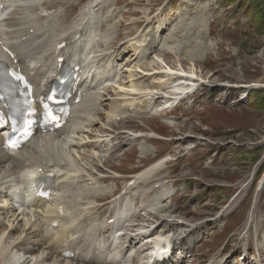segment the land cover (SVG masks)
Listing matches in <instances>:
<instances>
[{"label":"rangeland","instance_id":"rangeland-1","mask_svg":"<svg viewBox=\"0 0 264 264\" xmlns=\"http://www.w3.org/2000/svg\"><path fill=\"white\" fill-rule=\"evenodd\" d=\"M116 1L110 0L109 6L112 8ZM262 9L264 0H126L111 12V15L115 14L111 28L118 21L120 26L114 31L104 29L106 40L117 34L123 37L138 31L140 24L135 22L141 21L144 31L140 36L147 43L154 41L155 50H160L157 55L145 58L143 53L134 54L124 45H118L120 56L114 57L112 62V72L120 74L118 83L127 85L125 77L130 66L135 67L132 72H138L134 79L140 81L133 83L140 86L144 81V88L153 82V78L161 77L155 71L180 67L194 72L197 79L206 83L198 85L192 101L181 103L166 116L151 117L149 120L131 116L132 122L126 125L120 122L131 134L139 128L172 140V148L168 142L152 143L157 151L161 146L171 151L170 168L161 174V177L167 175V178L160 190L165 196L172 197L162 205L171 206L177 219L203 224L193 237L202 238L197 249L201 254L217 252L228 235L236 237V233L244 227L256 184L264 173V26L254 24L251 20L253 12L249 13L250 10ZM125 11H130L125 13L129 15L121 16ZM151 17L155 19L147 26ZM160 23L166 24V28L156 33ZM113 41L110 47L117 44L118 38ZM112 63L103 60L99 65L109 68ZM139 100L142 104L143 99H137L135 103ZM134 107L135 104L130 105L128 110ZM103 111H99L101 123ZM109 114L111 117L115 115L114 110ZM129 115L125 111V117ZM118 127L121 129L122 126ZM73 136L78 137L77 134ZM131 144L134 148L123 156L121 162L123 173L134 172L142 164L146 166L154 160V149L148 148L143 140ZM140 147L148 148L150 153L142 163L135 161ZM51 150L56 157L63 155L58 147ZM97 153L107 154L105 151ZM113 159L111 164L118 169L120 161L117 160L121 158ZM132 160L135 165H131ZM77 167L82 168L78 163ZM242 186L243 190L239 191ZM107 189H112V186L107 185ZM65 191L63 203L70 210H77L80 202H85L81 199L83 191L79 187H70ZM234 202L235 207L232 208ZM227 209L229 213L222 219L217 218L221 211ZM255 209L254 219L257 223L261 220L263 228L258 226V230L263 234L264 184ZM228 244L223 257H230L227 264L237 263L240 259L232 254L236 249V240L234 244L231 240ZM2 247L7 249L4 244L0 245L1 257L7 260V253L2 251ZM193 264H199L198 260Z\"/></svg>","mask_w":264,"mask_h":264},{"label":"bare ground","instance_id":"bare-ground-1","mask_svg":"<svg viewBox=\"0 0 264 264\" xmlns=\"http://www.w3.org/2000/svg\"><path fill=\"white\" fill-rule=\"evenodd\" d=\"M42 7L47 8L48 1H46ZM101 7H102V4L101 2H98V0H89L84 7V11L83 12L81 11L77 15L76 19L72 22L64 21L63 11L61 10V12L57 14V17H55L54 22H53V23L60 24V31L58 33L52 32L51 30L52 25L41 27V31L45 35L39 30H33L31 34H29L26 31L20 33V35L24 37L23 43L26 45V50L21 55V57L19 53L15 51V54H16L15 58L19 61V65L21 66L22 70L28 75L32 73L31 71L33 69L30 66H31V62L34 60V57L30 53L31 49L38 47L35 50V52L40 51V54L44 55L45 57H54L55 52H56L55 47L58 43L65 42L66 45H71L77 40L80 41L81 38L84 37V35L86 34V30L82 26L85 19H87L86 17L88 16V14H90L91 11H94V9L95 11H98ZM9 18L10 17H7L6 20L8 21ZM13 23L14 21L12 20L10 23V27H12ZM160 29L162 31L163 28H160ZM88 40L87 42H89ZM113 40L108 44V47H110V44L114 42ZM3 42L6 43L7 40L3 38ZM49 42H53V45L51 46V49H50L51 51L47 49ZM138 42L139 41L137 40V43ZM131 47L133 51H136L139 48L137 45H134V44H131ZM98 52H99L98 50L95 51L96 54ZM58 53H60V51ZM62 56H65V54L63 53ZM75 56L77 55L75 54ZM98 56L99 55H97V58ZM77 57H79V55ZM3 61H6V58L2 54H0V62H3ZM132 68H129V72L126 74V79H131L137 75L136 70L134 72L131 71ZM180 68L176 70H171L170 68L166 71L160 70L158 68L159 71H155L154 73L157 75H161V77H158L157 79L153 78V82H150V84H148L146 88L143 87V84H141L140 86H137L136 84L133 83V80H129V81L127 80L128 81L127 86L119 84L118 86L120 88L119 92L121 93L120 94L121 98L125 96H132L131 99L126 98V99H121V100L122 101L129 100V102L131 103L137 100L138 98H144V103L142 104V108H145L150 104H154L155 106L153 108L154 111L152 114L155 115V114L160 113V111L162 110V109H159L161 107L160 105H156L157 101L163 99L164 100L163 104H165L166 107H169V106H172L177 100H179V95L181 94L184 95V94L192 92L194 88L198 86V84L206 85L204 81H201L202 79L201 80H199L200 78L197 79L198 77L193 74L194 72L184 71L183 69H180ZM176 75L179 76L181 79H177L179 81L178 84H173L172 79ZM51 80H52L51 75H47L45 77V85H48V84L51 85L52 83ZM123 83L125 82L123 81ZM85 84L86 83L82 84V86L78 89V92L82 95L83 98H87V100H90L91 96L89 98V94H88V90L90 88H89V85H85ZM124 87H126L127 89L124 90ZM36 91L37 93H40L41 88H37ZM158 95H161L162 97L159 98ZM135 96L137 97L140 96V97H138L137 99H132ZM100 106H101V102L98 101V103H95L93 105L92 110H94L98 114ZM113 110L114 109L110 110L109 112ZM132 111L135 113L137 112L136 110H131V112ZM89 112L90 110L88 111V114ZM127 119H129V117H127L126 119L120 120V122L125 123ZM86 122L87 123L85 124V127H90L94 123V119H92V116H88V118H86ZM104 122H108V118H105ZM99 129L103 130V134L106 132L105 131L106 128H101V126H99ZM79 132H82V131H79ZM62 133L63 132H57L56 136H60ZM98 133H101V132H98ZM124 138L125 137L121 135L115 137V139L119 140V142L118 144L112 146L113 152L116 151L118 147L123 143ZM151 140H152L151 138L146 139V141H150V142ZM64 142L68 143V145H71V147L73 148L72 151L69 150V153L74 152L75 147H77L78 149L84 146L91 147L84 154H79L80 161L86 160L88 158H94V153L92 151V148L99 146V144L96 145L98 141H93L94 142L93 144L91 143L88 144L87 142L83 143L82 140L77 141V142H70L64 139ZM75 152L78 154L77 151ZM6 158H7L6 153H4L3 151H0V170L4 169L3 163L5 162L4 159ZM118 158H121V156H117V159ZM110 159L111 158H108L105 163L110 164L111 163ZM167 162L168 161L166 160L165 156L161 157L160 159L155 161L153 164H151L149 167H147L144 171H142L140 174H137L136 175L137 180L146 179L150 176V174L157 173L167 164ZM27 165H30L31 167L37 166V169H40L42 171V174L49 173V172L54 173L56 175L55 176V186L57 187L55 188V191L59 190L58 189V187L60 186L59 180L61 179L63 175L66 174V177L74 178V176H76L75 174L77 173L76 171L66 169L67 171H64L65 174L57 175L58 168H61L63 164L61 162L53 161L47 158H42L35 163H32V164L28 163ZM111 167L112 166H110L109 168ZM18 169H16L15 171H17ZM95 169L97 172L103 171V167H100V166H97V168ZM95 169H94V166L91 167V169H87L83 176L93 179L94 175L96 174L93 171ZM38 174L39 173L32 172L30 174V179L33 178L34 176H37ZM7 178H8L7 176L2 177V178L0 177V187L3 186L4 189L6 188V185H8L7 184L8 181L6 180ZM101 180L105 181L104 179H101ZM106 196H107V193L101 192L100 190L91 191L90 198L93 201L88 202L86 206H83V208L80 210L81 212L88 211L86 214L87 216L84 217L82 222H83V226L89 227V229L84 230V231L81 230L82 228L79 225V222L77 224H73L74 220L72 219V216L65 215L66 209L62 207L60 203L53 204L52 206L47 207V211H39L38 210L39 206L45 203H44V200L42 199H35L33 201V204L31 205L33 207V210H28L29 215H27L25 212H24L25 214L21 212L20 213L21 218H20L18 214H15L12 212L14 209L10 211L6 208L10 204L8 203V199L7 198L3 199L2 196H0V229H1L0 230V242L5 241V243H8V245H11L10 250L8 251V256H11V259H14V257L17 256L15 257V261L9 260L10 262L8 264H18L21 261V258L19 257L20 255L22 256L27 255L24 258V260L21 262V263H26V264H28L29 261H32V258H31L27 262L26 261L27 258L30 256L33 257L34 255L36 256L35 257L36 259L34 260L33 264H60V263H64V264H120L122 259L126 257V255H127V259H129L130 253L128 252V250L127 251L121 250L119 251V253H117V251L115 250L118 249V247L114 249V251L110 249L108 245L107 237L103 236L104 235L103 231L104 229L105 230L111 229V227L106 226L103 228H98L96 227L98 223H94L95 221L99 220V217H98L100 215L99 209H100V206H102V204L96 203L95 200L97 198L102 200ZM26 197H29V195H26ZM162 210L163 212H166V215H164L163 217L160 216L159 214L160 211L153 213L151 216L150 214H147V215L149 218L156 220L157 228L154 231L158 230L159 234L168 233L169 229L174 230L173 238L176 239V244L181 242L186 237H192L193 234L197 230L200 229L199 228L200 226L195 227V226L190 225L185 220L177 219L175 216H173V212H169L168 210H165V209H162ZM8 212H10V215H8ZM223 212H224L222 214L223 216L226 215L225 213H228V211L227 212L223 211ZM24 216L26 217L22 218ZM149 220L150 219H148L147 222ZM53 222L57 223L56 227H52ZM133 226L134 224L131 225L130 228ZM253 227L256 228L254 223H253ZM128 230H129V227L125 229L126 233L124 234H127ZM6 231L8 233H12L13 231H16V233L18 234L16 236H11V235L8 236L9 234L7 235ZM87 231H89V234L87 233ZM42 232L45 234L49 233V236H41L43 234ZM125 238L126 237H124V239ZM143 238L148 239L149 237L141 236L137 240L136 245H138L140 241L143 240ZM10 239L12 240L10 241ZM254 246L256 247L258 253H261L263 255V261H264V243L261 240L259 242L258 239H256ZM144 248H145L144 250H143V247L140 248L139 250L140 254L138 256L142 258V261L138 260L135 262L134 258H131L129 264H146L147 263L148 249H146V247ZM42 250H45V251H42ZM11 251H13L14 254H12L13 252ZM66 251H68L69 253H72V256L65 257L63 254ZM117 255L118 257L116 258L115 256ZM0 259H1V255H0ZM178 260H181V263L183 262L182 257L180 255H178L176 264L179 263ZM242 262L247 263L246 260H243ZM0 264L2 263L0 262ZM254 264H258V261L256 260Z\"/></svg>","mask_w":264,"mask_h":264},{"label":"trees","instance_id":"trees-1","mask_svg":"<svg viewBox=\"0 0 264 264\" xmlns=\"http://www.w3.org/2000/svg\"><path fill=\"white\" fill-rule=\"evenodd\" d=\"M253 12V19H251L254 24H256L257 26L259 25L260 27L264 26V9H262L261 11L258 10H250L249 13ZM258 95V94H257ZM264 103V101H263Z\"/></svg>","mask_w":264,"mask_h":264}]
</instances>
